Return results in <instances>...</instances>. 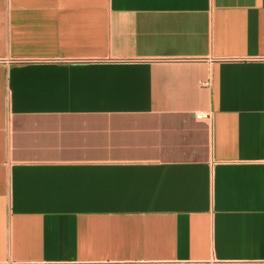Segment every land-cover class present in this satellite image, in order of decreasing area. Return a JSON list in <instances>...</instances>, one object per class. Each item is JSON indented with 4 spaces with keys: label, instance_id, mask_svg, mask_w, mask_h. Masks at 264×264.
Wrapping results in <instances>:
<instances>
[{
    "label": "crops",
    "instance_id": "crops-1",
    "mask_svg": "<svg viewBox=\"0 0 264 264\" xmlns=\"http://www.w3.org/2000/svg\"><path fill=\"white\" fill-rule=\"evenodd\" d=\"M0 264H264V0H0Z\"/></svg>",
    "mask_w": 264,
    "mask_h": 264
},
{
    "label": "built area",
    "instance_id": "built-area-1",
    "mask_svg": "<svg viewBox=\"0 0 264 264\" xmlns=\"http://www.w3.org/2000/svg\"><path fill=\"white\" fill-rule=\"evenodd\" d=\"M197 117H198L199 119L207 118V116H205V115H201V114L198 115Z\"/></svg>",
    "mask_w": 264,
    "mask_h": 264
}]
</instances>
